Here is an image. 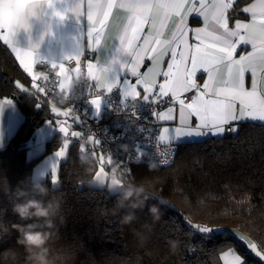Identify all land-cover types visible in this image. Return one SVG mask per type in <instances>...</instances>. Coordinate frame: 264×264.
<instances>
[{
    "label": "trees",
    "instance_id": "trees-1",
    "mask_svg": "<svg viewBox=\"0 0 264 264\" xmlns=\"http://www.w3.org/2000/svg\"><path fill=\"white\" fill-rule=\"evenodd\" d=\"M249 1L239 0L236 7ZM16 81L29 85L0 42V98L16 102L24 115L19 130L0 149V251L16 249L23 264V249L16 245L17 234L10 231L12 224L23 223L11 211L15 202L12 192L21 181H31L27 143L32 134L29 138L25 134L28 128L40 126L43 118L45 123L50 114L46 100L35 95L33 88L22 92ZM59 142L54 134L44 153ZM175 145L176 158L171 165L151 171L133 166L125 177L154 193L149 204L166 202L160 205L163 214L159 221L153 223L145 207L136 211L138 219L131 225L119 223L122 210L112 214L117 193L89 185L96 163L91 172L86 170L80 162L79 145H73L59 167L60 183L53 186L49 180L38 181L50 195L62 198L63 224L57 220L58 235L49 241L53 264H222L220 254L229 247L246 257L247 264H261L237 236L226 233L203 239L189 228L186 219L234 228L258 245L264 241V129L242 122L238 133ZM144 224L152 225V230L141 246L133 230L144 231ZM170 240L178 242L175 250L170 248Z\"/></svg>",
    "mask_w": 264,
    "mask_h": 264
},
{
    "label": "snow or ice",
    "instance_id": "snow-or-ice-1",
    "mask_svg": "<svg viewBox=\"0 0 264 264\" xmlns=\"http://www.w3.org/2000/svg\"><path fill=\"white\" fill-rule=\"evenodd\" d=\"M33 0H25L32 3ZM239 0H87L88 48H99L102 37L111 39L113 36L119 42L118 51L131 57L130 63L122 64L131 76L136 77L135 83L127 79L120 85L122 98L143 100L151 104L160 98L169 97L170 103L178 105V126L164 128L159 136L160 143L170 147L161 152L164 157L160 164H169L167 158L171 154V145L184 141L203 140L206 137L223 138L226 134L238 133L242 122H251L264 129V0H254L253 3L240 9L250 14V20L244 22L230 17V10H235ZM52 7V0H45ZM83 0L70 10L77 17L82 15ZM60 20L64 15L53 12ZM202 18L203 26L192 28L189 17ZM172 26L170 35L166 28ZM20 27H27V23ZM17 27L10 14H5L0 23V40L11 47L20 61L24 71L31 78V87L36 95L47 97L51 93L63 89L59 79H51L48 87L43 86L41 77L34 74L35 60L31 51L18 49L13 41ZM93 45L96 47L94 48ZM244 49L240 52V49ZM250 49V50H248ZM82 54L66 57L69 64L75 62L76 67L71 72H80ZM168 57L169 59H165ZM151 62L150 66L145 60ZM166 64V68L162 65ZM108 65V64H107ZM100 67L99 61L86 65V81H93L95 94L88 99L96 111L100 110L104 95L111 93L119 85V81L107 77L108 66ZM52 69L58 67L55 77H64L69 73L65 63L52 64ZM146 68L145 71L141 69ZM206 74L202 83L199 76ZM157 77H162L158 82ZM71 79V76L68 77ZM50 80L48 76L47 81ZM46 81V82H47ZM22 92L28 88L19 82L16 84ZM91 89L93 85L89 84ZM143 89V94L138 91ZM158 88V90H157ZM191 94V95H189ZM2 99V98H0ZM75 99H70L68 103ZM123 103V99L121 101ZM7 106L10 100H4ZM0 103V110L4 108ZM37 107L41 104L37 103ZM51 111L57 118L64 117L56 125L62 136V142L55 151V161L51 165L50 180L53 185L60 183L59 167L66 162L73 145L79 144V153L101 154L94 161L98 172L111 166L113 159L100 147V141L92 135L83 134L77 127L80 117L70 107L64 110L53 106ZM174 107H168L166 112H160L158 119L173 120ZM91 136L94 143L81 145V139ZM122 175L127 170L116 163ZM162 203H166L162 201ZM189 228L201 234L203 239H215L226 236L221 229L200 226L189 223ZM250 252L264 264V241L259 245L244 236H238ZM223 264H247V259L229 247L219 257Z\"/></svg>",
    "mask_w": 264,
    "mask_h": 264
},
{
    "label": "clouds",
    "instance_id": "clouds-1",
    "mask_svg": "<svg viewBox=\"0 0 264 264\" xmlns=\"http://www.w3.org/2000/svg\"><path fill=\"white\" fill-rule=\"evenodd\" d=\"M48 7L45 0H33L32 3H25V0H0V23L4 21L5 14H10L13 23L17 27L27 23L29 19L39 20L43 17V9ZM50 13L47 18L49 29L53 24L60 23ZM71 76L69 80L68 77ZM42 81H47L48 75L44 74ZM87 78L83 71L65 74L62 79L63 89L58 91L54 97V104H65L70 99H76V86L85 84ZM46 86V85H45ZM94 141L91 136L81 139V145H91ZM121 149L127 151L126 145H120ZM96 156L92 153H80V162L87 166L88 171H92ZM156 168V164L149 165V171ZM90 185L105 188L107 191L117 193L112 209V214L121 212L119 223L121 225H131L138 217L136 211H143L147 207L148 214L153 223L159 221L162 210L159 203L149 204L148 201L154 197V193L149 192L143 184H136L126 180L112 161L110 171L95 172L89 181ZM14 201L11 211L23 223L11 225L10 231H14L16 245L24 252L23 264H53L49 257V241L58 235V224H63V217L60 215L62 198L59 195H50L49 189L42 183L35 180H24L13 190ZM48 197L47 200L43 199ZM30 221V222H29ZM144 231L133 230L141 246L148 240L152 230V225H142ZM172 250L178 246L175 240L168 241ZM19 253L14 248L0 251V264H21Z\"/></svg>",
    "mask_w": 264,
    "mask_h": 264
},
{
    "label": "crops",
    "instance_id": "crops-1",
    "mask_svg": "<svg viewBox=\"0 0 264 264\" xmlns=\"http://www.w3.org/2000/svg\"><path fill=\"white\" fill-rule=\"evenodd\" d=\"M81 0H52V7H46L43 9L44 15L41 19H29L27 22V27L19 28L14 37L13 41L15 46L22 51H31L33 54V58L35 60V66L33 68L34 74L36 73V65L40 62H48L52 64H60L66 63V57H71L77 54H82L85 50H91L88 48V21H87V0H83L81 12L83 13L79 17L75 16L73 12L70 10L74 7V5ZM254 0H251L239 7L235 6V10H230V17L232 22L235 20H241L244 22H248L250 20V14L244 13L240 9L245 6L253 3ZM60 12L64 15V19L60 20L59 17L55 16L54 18L60 20V23L53 24L49 29L47 25V18L50 13ZM189 25L192 28L202 27L203 22L202 18L197 17L195 15L189 17ZM166 35H170L172 31V26L169 25L166 28ZM0 42L6 46V48L12 54L14 60L16 61L20 70L27 76L29 79V84L32 85L31 78L24 71L23 67L20 64V61L17 59L16 54L12 51L11 47L8 44H5L3 40ZM95 48L96 46L93 45ZM119 42L115 40L114 36L111 39H105L102 37L101 45L97 49H93L94 58L91 60L92 63H97L99 61L100 67L107 66L110 70L107 73L108 79L111 81L112 79H116L119 81V85L117 86L120 89V85L123 84L124 80H128L130 83H135L136 77L131 76V74L127 71L126 68H122L121 65L125 63L131 62V57L127 54L118 51ZM250 50V49H248ZM240 52H243L244 49H240ZM169 59L168 57L165 58ZM145 64H151L147 59L145 60ZM162 67L166 68V64L162 65ZM146 68L141 69V71H145ZM70 71V70H69ZM206 78V74L199 76L200 83ZM63 77H60L62 81ZM162 77H157L158 82L162 81ZM93 84L94 82L91 81ZM22 85V84H21ZM24 86V85H22ZM26 87V86H24ZM143 94V89L138 87L137 89ZM158 90V88H157ZM121 99H130V98H122ZM162 101L166 99H170L169 97L160 98ZM5 99H0V103H4ZM102 105L100 106L99 115L103 114L104 107L106 104V99L102 97ZM143 101V100H141ZM159 102V101H158ZM93 107V106H92ZM168 107H174L176 111L173 112L174 119L173 120H161V129L160 135L163 132L164 128H174L178 126V105L169 104L165 106L160 112H166ZM62 108V107H60ZM69 107H64L63 109H68ZM93 115H95V110L93 108ZM24 121V115L17 103L13 100H10V104L7 106L4 103V108L0 110V149L7 146L10 139L16 134V132L21 127ZM47 124L43 123L42 125ZM40 125V126H42ZM40 126L34 127L31 134L35 133L40 129ZM54 125L48 124L47 129L40 135V140L37 145H32L33 149H38L40 152L45 150V144L51 140L52 136H54ZM211 137V136H210ZM207 138V137H206ZM205 139V138H204ZM201 140H191L184 141L186 142H194ZM179 144V143H174ZM44 152V151H43ZM34 160V159H32ZM230 229V228H225ZM238 236H245V234L236 231L235 233ZM249 239V238H248ZM244 243L242 240H240ZM223 264V261H221Z\"/></svg>",
    "mask_w": 264,
    "mask_h": 264
},
{
    "label": "built area",
    "instance_id": "built-area-1",
    "mask_svg": "<svg viewBox=\"0 0 264 264\" xmlns=\"http://www.w3.org/2000/svg\"><path fill=\"white\" fill-rule=\"evenodd\" d=\"M94 51L85 50L81 57V63L79 67L86 75V65L94 58ZM69 70L72 67H76L75 62L65 63ZM52 69L51 64L48 62H40L36 65V72L39 76L47 74L50 80L40 81V83L48 87L51 79H59L55 77V72L58 71ZM93 87L90 89L88 85ZM55 93L49 94L44 97L43 94L37 95L47 102L54 104ZM35 93V89H33ZM77 98L70 104L55 103L58 107H74V110L80 117L78 129L85 135H92L100 141V147L105 150L122 169H126L127 177L130 174V170L133 166H145L149 167L150 164H156V167H165L171 165L176 158L177 145H171V154L167 157L169 164H160L159 160L163 159L160 155L161 152L167 151L170 147L167 143H160V129L161 120L158 119V114L161 109L170 104V99L163 100V102H157L151 104L147 101L123 99L121 102L120 89L114 88L111 93H101L106 99L103 114L100 116L93 115V107L88 103V99L93 98L92 95L87 96L86 92H92L95 94L96 90L94 84L91 81H86L85 84H79L75 89ZM36 95V94H35ZM191 95V94H189ZM55 135L62 140V136L59 132ZM81 144V140L79 142ZM79 145V144H77ZM120 145H126L127 151L121 149ZM91 147V145H89ZM97 155L101 153L97 151ZM96 156V155H95ZM98 157V156H96Z\"/></svg>",
    "mask_w": 264,
    "mask_h": 264
},
{
    "label": "rangeland",
    "instance_id": "rangeland-1",
    "mask_svg": "<svg viewBox=\"0 0 264 264\" xmlns=\"http://www.w3.org/2000/svg\"><path fill=\"white\" fill-rule=\"evenodd\" d=\"M35 70H36V68H35ZM17 83L18 82L16 81V84ZM27 88L30 90L32 88L31 84H29ZM44 104L47 107L48 112L50 114L48 119L45 122L47 124H44V125L40 126V129H38V131H36L35 133L32 134V137H30V139L28 140V143H27V145H28V159H30V160L34 159V160H32V169H31L30 179L31 180H35V181H42V180L51 181L50 180L51 165L56 159L55 156H54V153L58 149V147L60 146V144L62 142V140L60 139V142L58 143V145L53 150L47 151L45 153L43 152V151H45L44 148H43L42 152H40V150H38V149H33L32 150V148H31L32 145H37L39 143L40 135L47 129V125L48 124L54 125V127H56V125L59 124V121L64 119V117L57 118L56 115L51 111V108L53 106H55V107H58V106H56L55 104L50 103V102H44ZM101 105H102V101H101ZM64 110H67V109H64ZM94 110H95V115L98 116L99 115V111H96L95 108H94ZM54 131H55V133L59 132L56 128H54ZM95 155L99 157V155H97V154H95ZM98 157H96L95 161L98 159ZM111 166H106L105 171H110L111 170ZM98 170H99L98 169V165L96 164L95 172H97ZM53 186H56V185H53ZM90 186L91 187H95V188H99V187H96L95 185H90ZM110 193H112V192H110ZM186 222L188 224L191 223V224H197V225H200V226H207V227H211V228L221 229L224 233H230V234H232L234 236H237L235 234L236 230L234 228H230L228 230H225V228L222 227L221 225H210L209 226V225L197 223V222H195V221H193L191 219H186ZM233 248H235V247H233ZM228 249H226L224 252L228 251ZM236 251L238 252L237 249H236ZM221 254H220V256H221Z\"/></svg>",
    "mask_w": 264,
    "mask_h": 264
},
{
    "label": "water",
    "instance_id": "water-1",
    "mask_svg": "<svg viewBox=\"0 0 264 264\" xmlns=\"http://www.w3.org/2000/svg\"><path fill=\"white\" fill-rule=\"evenodd\" d=\"M3 74L6 75V76H9L8 72L6 70H3ZM11 98L15 99L16 96H14L13 94L11 95ZM44 118L39 122V125L43 124L44 122ZM33 128L34 127H30L28 128L26 134H25V138H29V136L31 135L32 131H33Z\"/></svg>",
    "mask_w": 264,
    "mask_h": 264
}]
</instances>
